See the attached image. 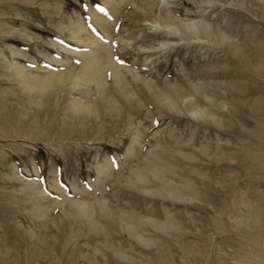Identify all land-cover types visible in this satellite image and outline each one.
Instances as JSON below:
<instances>
[{"label":"rangeland","instance_id":"374dc122","mask_svg":"<svg viewBox=\"0 0 264 264\" xmlns=\"http://www.w3.org/2000/svg\"><path fill=\"white\" fill-rule=\"evenodd\" d=\"M142 1H128L115 20L101 0H0V91L14 94L3 97V102L10 110H25V119L38 113L37 130L45 119L46 97L39 95L35 106L28 105L15 80L22 72L55 79L79 69V54L93 47L68 37L70 22L83 23L86 32L80 37L90 36L107 46V56L129 91L126 100L117 90L112 70L104 73L102 98L96 84H82L72 77L54 91L49 106L58 120L79 92L89 95L94 110L84 116V131L76 128L71 135L59 134L55 123L47 138H34L35 133L0 136V251H10V258L17 256L18 264H160V257L167 264H262L244 242L236 221L246 217V202L254 201L264 186L241 150L244 141L253 140L247 106L264 95L262 74L255 76L214 46L179 45L181 41L163 35L155 25L201 22L241 43L257 63L252 47L264 46V0H150L148 9L141 7ZM89 10L108 15L103 26L111 35L103 33ZM236 80L248 86L241 98V119L249 125L232 121L234 135L198 127L179 101L170 108L157 98L155 102L146 88L156 94L181 89L195 99L200 111L213 112L199 100L195 88L209 87L210 98L226 104L218 88ZM214 117L222 127L231 123L229 117ZM207 154L213 155L211 160L203 157ZM150 161L161 178L146 173V182H140L132 170ZM186 181L193 186L192 202L208 204L211 212L189 203L187 193L172 200L158 191L163 186L167 191L180 188ZM26 184L36 192L29 200L21 190ZM81 204L89 207L100 225L98 235L70 220V213ZM101 205L119 213L120 224L110 225ZM130 215L141 218L143 224L135 226L141 242L123 231L134 224ZM169 219L179 223V230L161 226ZM20 235L56 236L62 249L48 261L27 260Z\"/></svg>","mask_w":264,"mask_h":264},{"label":"bare ground","instance_id":"6f19581e","mask_svg":"<svg viewBox=\"0 0 264 264\" xmlns=\"http://www.w3.org/2000/svg\"><path fill=\"white\" fill-rule=\"evenodd\" d=\"M101 1L103 5L107 7L110 12L113 13L111 16H115L114 18L116 20L118 19L117 16H119V14H121L122 11H124L123 9L125 8V6L128 5V1L130 0H118V1L101 0ZM150 6H151L150 0L142 1L141 4L142 8L148 9L150 8ZM90 14L94 19V21L102 27L103 33L106 35H111V31L103 26L107 24L106 21L109 18L108 15L103 13L99 14L96 11H90ZM145 15H147L146 11H145ZM1 26L4 27L3 25ZM155 27L157 30L160 31V33L162 32L163 35L171 36L174 37L177 41H181L182 43L179 42V45L184 44V46L185 45L189 46L191 44H197L199 46L211 45L216 47L217 49L220 50V52L223 55L224 54L231 55L239 65L247 68L249 71H251L252 74H255V76L257 74H262L260 80L264 84V46L262 47L261 46L262 44L260 45L259 43H255L252 47L255 57L257 59V63H254L251 61L248 49H246L245 46H243L239 42L227 38L226 36L223 35L222 31L217 30L208 25H205L201 22L186 23V22L177 21L175 22V24L173 23L170 24L161 23L160 25L156 24ZM67 31H68L67 35L71 40L78 41L86 46L90 45L93 47V49L88 53L79 54V56L82 58V63L78 70L76 71L74 70L75 72H72L73 70H70L66 75L58 76L55 79H47L45 77L31 76L23 72L18 73L17 79L15 80L17 82L18 91L19 93L24 95V100L27 101L28 105L35 106L38 103L37 96L39 95L42 96L44 95L46 97L47 105L44 111L45 119L41 128L37 130L35 125L38 121V117H37L39 116L37 115L38 113L30 116L28 119H25L24 118V115L26 114L25 110L18 111V108H12V107H11L12 109L10 110L7 106H5L3 102V97L6 98L7 96H11L12 92L11 90L10 91L1 90L0 91V136H3V138H7V137L9 138L10 136L22 137V134L27 136L28 135L33 136L34 133H35V135L33 136L34 138L36 136H39L41 138H47L46 136L47 132L49 131L51 126L55 123L59 126V131H60L58 132L59 134L66 132L67 135H69V133L71 135V133H73L74 129L76 128H79L81 131H84L85 130L84 120H86V117L84 116L86 114L89 115L90 112L94 110L93 104L91 102L93 99L91 100L89 95L83 92H79L78 93L79 97L78 98L74 97L69 101V103L67 104V108L64 111L63 117L62 118L60 117V119L58 120L56 119V117L52 116L54 111L49 106L54 91L58 88L63 87L64 84H67V82L70 81L69 79L72 77H74L75 80L81 81L80 83L82 84L84 82L87 83L93 82L94 84H96L97 86L96 88H98L100 93V98H102L106 94L103 85L104 73L107 71L111 72L112 70L111 76H113L117 90L123 93L125 95V99L127 100L129 96V91L126 89L125 84L121 81V78L118 74V70L115 67H113L110 58L107 56L109 54L107 46L100 44L98 45L97 41L91 38L90 36L88 37L85 36V38L80 37V35L83 32H86V28L80 20L77 21L76 24L70 22V28ZM8 32H13V29L9 28ZM101 52H104L105 53L104 55L106 56L104 57L98 56V54ZM147 86L146 88L148 89V92L151 93L152 99H154V101L157 98V100L160 101L161 104L174 109L176 108L177 101H179L185 111V114L189 118L194 120V122L198 125V127L200 128L202 127L204 130L211 129L212 131V129H218L225 132L226 130L227 132L232 131L234 127L232 121L237 122L238 125H240L241 127H247V125H249V123L247 124V122L241 119V117H243L241 116L242 115L241 98L243 94L248 91L247 89L248 86H246V83L242 80H236L234 82L229 83L228 85L222 84V87H220L221 85L219 86L220 87L218 88V90L220 91L219 93H222V95L224 96L223 101L226 104H228L227 106L228 108L226 107V104L216 103L212 97L210 98L208 93L209 87L202 88V86L199 85L198 88H195L196 95L199 98V100L201 99L204 102H206L207 103L206 105H208L210 109L212 108L213 112L212 110L211 112L200 111L199 107L195 106L196 103L195 99L191 98L188 94H184L181 89L171 88L169 89L168 92L166 91V92H162L161 94H156V91L153 90L152 92L151 89ZM209 92L213 95L212 91ZM13 96L14 94L12 95V97ZM15 96H17V94ZM247 107L251 113L250 118L253 121V126H252L253 128H251L250 130L253 140L252 141L248 140L246 142L244 141L241 146L242 148L241 150L243 152L244 160H247L248 162V166H250V168L256 171L257 177L264 184V95H261V99H258L255 102L253 101L250 102V105H248ZM215 115L229 117V119H231V123L227 124L226 127H222L220 126L221 120H218L217 117L215 118L214 117ZM233 131H232L233 133L232 135L235 134ZM203 157L207 160H211L213 155L211 157V155L207 154ZM152 162L153 161H150L148 164H145L140 170H132V173L134 174L137 180L145 183L147 179L146 173L150 174L151 177L155 175L161 178V173L151 168L150 164ZM183 185L184 186H181L180 188H175L170 191L165 190L166 188L165 186H163L162 189L159 190L157 189V190L161 191L163 194L167 195L169 199L172 200L183 199V196H185V193H187L189 196H191V199L190 198L188 199L187 197L184 198V200L182 201L184 202L187 199L189 200V203L194 201L193 200L194 196L192 195L193 192L192 184L189 181H186L185 184ZM21 190H23L22 195L24 194L25 197H28V200L31 198L32 194L36 193L34 189L27 184L24 185ZM0 196L2 198L3 193L0 192ZM9 197H11L12 199V196ZM193 205L196 206L198 210L200 209L205 212H211L208 204L205 205V204H201V202L199 201H196L193 203ZM245 206L247 207V211H248L246 217H239L237 218L238 220H236L240 226L238 227V229L240 228L238 231L240 235L243 237L244 242L249 244V246L250 245L252 246V251L254 254L253 256H257L260 259V262L264 264V247H263L264 244L261 246V242H260V239L262 238L261 234L263 233L264 236V228L261 226L262 223L264 224L262 220L264 214V186L263 189L259 191L258 197L255 198L254 201L246 202ZM78 209L79 210H77V212L70 213L69 215L71 218L70 220H73L72 222L74 223H81V225L83 224V226L86 227L87 232L89 234L91 233L93 235H98V233L101 230L99 228L100 225L98 227V224L95 223V221L93 220L91 213L88 212L89 207L86 204H81L79 205ZM100 210L101 212H104V214L106 213L105 219H107V222L110 225L120 224L118 218L121 219L120 218L121 215H119V213H116L113 210H109V209L106 210L104 205L100 206ZM42 216L46 217L45 215ZM42 216H40V218H42ZM123 217H125V215ZM131 219L133 220L134 223L133 224L131 222L133 226L130 225L128 229L123 230L125 228L124 227L122 230L126 231L125 233H127L130 237L132 236V238L134 237L136 240L141 242L142 237H140L138 230L135 229L137 228L135 227L136 225L141 226L142 223L141 218L134 215H130L129 222L131 221ZM122 224L123 223L121 222V225ZM155 225L158 226L157 223H155ZM163 225L168 227L171 231L179 230L180 228L179 223H177L172 219H169L165 223L161 224V226ZM123 226L120 227L122 228ZM125 226L127 225L125 224ZM217 226L220 225L217 224ZM263 239L264 238H262L261 241ZM19 240L24 241V245L27 250V257H26L27 260H32L33 258L40 257L45 260L47 259L48 261L50 258L53 257L57 249H62L59 245V242H57L56 236L47 237L46 235H43L42 237L41 236L35 237L33 235H20ZM49 240L52 241V243L50 244L51 246H48ZM10 253H11L10 251L4 249L3 251H0V264H18L19 261L18 257L13 256L12 258H10ZM117 255L120 256L121 254L118 253ZM40 260L41 259H39V261ZM50 262H52V260H50ZM159 262L160 264H167L165 257H160Z\"/></svg>","mask_w":264,"mask_h":264},{"label":"snow or ice","instance_id":"6c2138e0","mask_svg":"<svg viewBox=\"0 0 264 264\" xmlns=\"http://www.w3.org/2000/svg\"><path fill=\"white\" fill-rule=\"evenodd\" d=\"M118 63H123V61L117 60Z\"/></svg>","mask_w":264,"mask_h":264}]
</instances>
